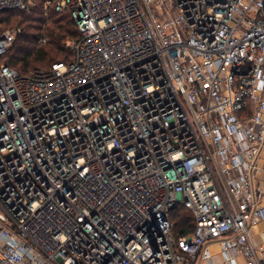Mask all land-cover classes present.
Returning <instances> with one entry per match:
<instances>
[{
	"label": "built area",
	"instance_id": "obj_1",
	"mask_svg": "<svg viewBox=\"0 0 264 264\" xmlns=\"http://www.w3.org/2000/svg\"><path fill=\"white\" fill-rule=\"evenodd\" d=\"M175 1L186 38L148 0H50L74 60L0 61V264H264V0Z\"/></svg>",
	"mask_w": 264,
	"mask_h": 264
},
{
	"label": "trees",
	"instance_id": "obj_2",
	"mask_svg": "<svg viewBox=\"0 0 264 264\" xmlns=\"http://www.w3.org/2000/svg\"><path fill=\"white\" fill-rule=\"evenodd\" d=\"M49 1L28 0L26 8H8L0 11V33L6 31L4 26L9 24L16 14L38 13L31 18L27 16V19L40 23L33 28L38 27L41 34H27L21 31L13 46L0 57V61L13 66L21 74H30L36 69L50 70L56 62L74 60V51L67 43L80 36L76 21L70 10L58 11L54 3L48 5ZM41 46H48L49 49H40ZM170 217L174 223L172 233L175 238L194 231L195 217L183 204L175 205L170 210Z\"/></svg>",
	"mask_w": 264,
	"mask_h": 264
},
{
	"label": "rangeland",
	"instance_id": "obj_3",
	"mask_svg": "<svg viewBox=\"0 0 264 264\" xmlns=\"http://www.w3.org/2000/svg\"><path fill=\"white\" fill-rule=\"evenodd\" d=\"M148 5L152 19L158 24V26L164 27L163 35L167 39L171 37H179V36L182 38L187 37L185 27L177 21L179 14L176 8L175 0H148ZM145 6L148 11V6L146 4ZM36 14L38 15V13H32V14L29 13L27 15L16 14L12 18L11 22L9 24H6V26H4V29L6 31L14 32L16 37L21 31L27 34L30 33L41 34V31L38 30V27L37 29L33 28V26H39L40 23L35 22L34 20L27 19L28 18L27 16L31 18L37 16ZM172 20L176 21V23L166 27V23ZM71 43L72 41H69L67 45L71 47ZM32 47H34V45H32ZM39 48L40 49L43 48V50L49 49L48 46L45 47L41 46Z\"/></svg>",
	"mask_w": 264,
	"mask_h": 264
},
{
	"label": "crops",
	"instance_id": "obj_4",
	"mask_svg": "<svg viewBox=\"0 0 264 264\" xmlns=\"http://www.w3.org/2000/svg\"><path fill=\"white\" fill-rule=\"evenodd\" d=\"M254 230L257 233V236H255L254 239L256 241H264V221L260 222L257 226H255ZM225 256V253L219 252L213 259L217 263L220 262V264H229L225 261Z\"/></svg>",
	"mask_w": 264,
	"mask_h": 264
}]
</instances>
